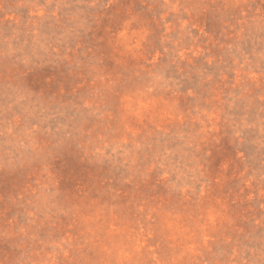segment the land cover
<instances>
[{
	"label": "rangeland",
	"instance_id": "374dc122",
	"mask_svg": "<svg viewBox=\"0 0 264 264\" xmlns=\"http://www.w3.org/2000/svg\"><path fill=\"white\" fill-rule=\"evenodd\" d=\"M0 264H264V0H0Z\"/></svg>",
	"mask_w": 264,
	"mask_h": 264
}]
</instances>
